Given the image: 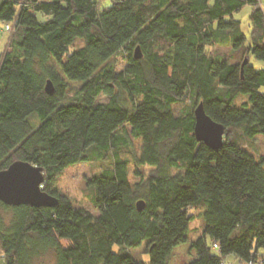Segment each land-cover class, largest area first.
I'll return each instance as SVG.
<instances>
[{
    "label": "trees",
    "instance_id": "1",
    "mask_svg": "<svg viewBox=\"0 0 264 264\" xmlns=\"http://www.w3.org/2000/svg\"><path fill=\"white\" fill-rule=\"evenodd\" d=\"M247 5L245 33L235 14ZM0 21H16L0 55V170L15 161L42 167L44 190L59 200L54 207L0 200V264H146L129 251L144 241L149 264H170L194 207L204 209L205 227L191 241L197 257L189 264L259 258L264 155L246 149L234 129L264 136V67L252 64L264 63L261 0H0ZM77 39L84 44L70 51ZM215 45L230 46L236 61L209 53ZM123 48L128 63L117 70L111 59ZM53 58L81 82L65 104L69 85ZM187 97L189 108L175 115L172 105ZM201 102L225 126L217 149L194 133ZM132 138L141 140L135 166L154 167L134 184L121 155ZM109 152L112 167L90 181L99 213L75 207L58 177Z\"/></svg>",
    "mask_w": 264,
    "mask_h": 264
},
{
    "label": "rangeland",
    "instance_id": "2",
    "mask_svg": "<svg viewBox=\"0 0 264 264\" xmlns=\"http://www.w3.org/2000/svg\"><path fill=\"white\" fill-rule=\"evenodd\" d=\"M104 4L108 3V0H103ZM103 4V3H102ZM264 5V0H263ZM250 6H245L240 12L236 13L235 16L237 19L242 21L243 30L245 33H248L250 28ZM4 23L0 21V55L4 53L8 47L9 36L12 37L14 34L13 29L11 32L3 31ZM11 39V38H10ZM84 44L83 40L77 39L74 43V46L70 49V51L75 48L81 47ZM208 52L213 55H221L224 58L228 59L230 62L236 61L237 54L232 52L230 46H219L215 45L208 48ZM116 65L117 70H122L128 63V54L124 51V48L121 49L112 59ZM51 65H53L60 75L64 78V80L68 83L69 87L67 90V96L63 101V104L68 103L73 100L76 91L79 89L81 82L77 80L70 79L64 73L61 64L56 60L52 59L50 61ZM252 64L256 68L264 67V63L261 61H257L256 59H252ZM100 101H108V97L105 95H101L99 97ZM244 97H240L238 99V103L241 104L244 101ZM190 98L187 97L183 102L174 103L172 105L173 112L175 115H180L190 106ZM31 121L36 125L40 123V120L36 115H32L30 117ZM130 129L129 126H127ZM234 137L240 138L241 142L244 144L245 148L252 152L256 157L264 155V136L258 135L254 139H250L247 137L240 136V132L238 129H234ZM133 139L134 145L132 148H122L121 155L124 158H127L130 162L129 164V179L132 184L137 182L140 179L147 178L154 170V167L149 165H143L140 167H136L133 160L134 154L140 153L141 140ZM112 153L109 152L102 159H95L86 162H80L73 166L66 168L63 173L58 177L57 187L59 191L65 195H67L75 207H84L90 210L93 214L97 215L99 213L98 208L94 203L95 198V188L91 185L90 181L92 177L96 174H99L105 168L112 167ZM137 171L140 173V176L137 175ZM176 171V170H175ZM241 194L242 190L240 191ZM204 209L202 207H194L189 209V214L194 216V219L190 223V231L188 234V239L185 242L178 244L172 252V256L170 259V264H189L197 257L196 250L191 248V241L195 240L199 236L203 234L205 221L202 216ZM114 249L117 251L119 249L118 245L114 246ZM131 254L139 261H142L146 264H149L150 256L147 253V241H144L140 246L129 248ZM264 259V251L259 253V258H257L254 263L257 264L263 263ZM1 260V259H0ZM232 260V258H230ZM230 262L229 264H236V259ZM241 264H249V262L241 263ZM251 264V263H250ZM264 264V263H263Z\"/></svg>",
    "mask_w": 264,
    "mask_h": 264
},
{
    "label": "water",
    "instance_id": "3",
    "mask_svg": "<svg viewBox=\"0 0 264 264\" xmlns=\"http://www.w3.org/2000/svg\"><path fill=\"white\" fill-rule=\"evenodd\" d=\"M136 59L142 57L140 47L134 52ZM247 62V59L244 63ZM46 91L54 93V84L51 80L46 82ZM196 138L217 149L222 146L225 136V126L212 119L205 111L203 103L195 108ZM45 174L43 168L25 161H15L7 169L0 170V200L11 206L31 205L34 207H54L58 198L46 192L43 188ZM138 210L144 209V202L139 201Z\"/></svg>",
    "mask_w": 264,
    "mask_h": 264
},
{
    "label": "built area",
    "instance_id": "4",
    "mask_svg": "<svg viewBox=\"0 0 264 264\" xmlns=\"http://www.w3.org/2000/svg\"><path fill=\"white\" fill-rule=\"evenodd\" d=\"M15 24H16V21L13 24H5L4 28H3V31L11 32V29H14V25ZM250 263L252 264V263H254V261H249V264ZM263 263H264V261H263ZM263 263H261V264H263ZM255 264H257V262Z\"/></svg>",
    "mask_w": 264,
    "mask_h": 264
},
{
    "label": "crops",
    "instance_id": "5",
    "mask_svg": "<svg viewBox=\"0 0 264 264\" xmlns=\"http://www.w3.org/2000/svg\"><path fill=\"white\" fill-rule=\"evenodd\" d=\"M261 6H262V8H263V10H264L263 0H261ZM9 40H10V36H9ZM8 44H9V43H8Z\"/></svg>",
    "mask_w": 264,
    "mask_h": 264
}]
</instances>
